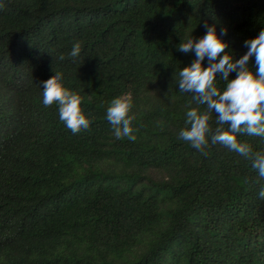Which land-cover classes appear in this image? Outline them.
Masks as SVG:
<instances>
[{"label": "trees", "instance_id": "trees-1", "mask_svg": "<svg viewBox=\"0 0 264 264\" xmlns=\"http://www.w3.org/2000/svg\"><path fill=\"white\" fill-rule=\"evenodd\" d=\"M0 5V264H264V178L210 138L201 152L178 137L187 111L205 110L179 90L195 59L179 44L216 23L239 59L264 29V0ZM57 71L84 98L90 126L77 134L42 102ZM128 93L135 141L106 118ZM237 139L264 154V137Z\"/></svg>", "mask_w": 264, "mask_h": 264}, {"label": "clouds", "instance_id": "clouds-1", "mask_svg": "<svg viewBox=\"0 0 264 264\" xmlns=\"http://www.w3.org/2000/svg\"><path fill=\"white\" fill-rule=\"evenodd\" d=\"M204 27V36L196 39L191 35L178 46L182 53H195L190 65L179 72V90L192 94L197 105L205 109L200 111L199 108H191L187 111L185 123L189 127L181 129L178 137L201 152L209 146L210 138L212 145H223L251 160L259 177L264 178V154L254 153L250 145L237 139L240 134L264 137V29L255 38L244 41L247 51L236 59L228 54V43L222 39L227 35V28L221 27L218 35L216 23L209 25L205 22ZM81 50L82 42L77 41L69 55L75 59ZM61 59L64 57L61 56ZM205 59L207 67L203 66ZM250 64L255 67V72L250 69ZM233 72L236 77L229 79V74ZM217 78L227 81L225 90L218 89L215 83ZM64 79V73L57 71L51 78L41 82L42 102L46 107L57 104L60 120L73 134H77L89 128L90 119L81 108L83 96L66 87ZM132 108V95L128 93L114 98L107 109L106 118L117 139H136L132 127L135 117L129 115ZM213 113L216 115L215 129L210 125ZM259 197L264 199V187H261Z\"/></svg>", "mask_w": 264, "mask_h": 264}]
</instances>
